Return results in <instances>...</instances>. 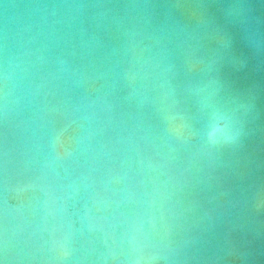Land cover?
<instances>
[{
  "label": "water",
  "instance_id": "95a60500",
  "mask_svg": "<svg viewBox=\"0 0 264 264\" xmlns=\"http://www.w3.org/2000/svg\"><path fill=\"white\" fill-rule=\"evenodd\" d=\"M0 264H264V0H0Z\"/></svg>",
  "mask_w": 264,
  "mask_h": 264
}]
</instances>
